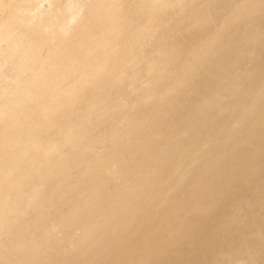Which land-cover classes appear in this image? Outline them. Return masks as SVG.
I'll return each instance as SVG.
<instances>
[{
    "label": "rangeland",
    "instance_id": "374dc122",
    "mask_svg": "<svg viewBox=\"0 0 264 264\" xmlns=\"http://www.w3.org/2000/svg\"><path fill=\"white\" fill-rule=\"evenodd\" d=\"M19 34L0 264H264V0H0Z\"/></svg>",
    "mask_w": 264,
    "mask_h": 264
},
{
    "label": "bare ground",
    "instance_id": "6f19581e",
    "mask_svg": "<svg viewBox=\"0 0 264 264\" xmlns=\"http://www.w3.org/2000/svg\"><path fill=\"white\" fill-rule=\"evenodd\" d=\"M42 42H44L42 40ZM25 44L28 46V43L25 42ZM11 48L3 49V51H0V96L3 97L6 101H11L15 97L19 95H24L28 93L27 88L22 84V75L27 73V68L24 64H19L14 67L15 74L9 75L5 74L4 71L8 67V65L11 63L12 58L15 55H18L19 59L23 62H30L33 57L28 55L23 50H14L18 47L24 46V36L22 34H19L15 40L11 41L10 43ZM4 107L5 105L0 101V116L4 115ZM245 117L240 116L239 120H244ZM261 121L264 122V114H261ZM245 125L248 127H251L253 129L260 130L264 134V124L261 122L258 124L254 122L253 120H248L245 122ZM232 137V132L222 134V135H215V136H207L206 140H210L213 142H219L223 140L230 139ZM236 150L244 152L245 149L242 146H236L234 147ZM255 167V163L253 160H243L239 162L236 167L230 172L233 176L234 180H240L242 178L243 172L249 169H252ZM221 173H226V170L224 169H218ZM264 173V171L262 172ZM254 194L253 191H251L248 196H252ZM250 229L257 230L258 225L254 224L250 227Z\"/></svg>",
    "mask_w": 264,
    "mask_h": 264
}]
</instances>
